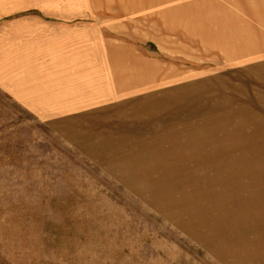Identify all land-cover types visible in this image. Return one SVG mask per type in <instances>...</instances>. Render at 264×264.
<instances>
[{"label":"rangeland","instance_id":"rangeland-1","mask_svg":"<svg viewBox=\"0 0 264 264\" xmlns=\"http://www.w3.org/2000/svg\"><path fill=\"white\" fill-rule=\"evenodd\" d=\"M0 264H264V0H0Z\"/></svg>","mask_w":264,"mask_h":264}]
</instances>
